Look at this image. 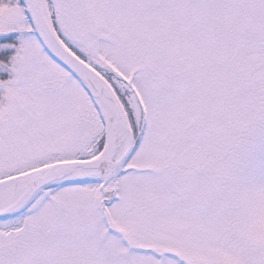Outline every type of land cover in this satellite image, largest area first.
<instances>
[{
    "label": "snow or ice",
    "instance_id": "obj_1",
    "mask_svg": "<svg viewBox=\"0 0 264 264\" xmlns=\"http://www.w3.org/2000/svg\"><path fill=\"white\" fill-rule=\"evenodd\" d=\"M0 264H264V0H0Z\"/></svg>",
    "mask_w": 264,
    "mask_h": 264
}]
</instances>
